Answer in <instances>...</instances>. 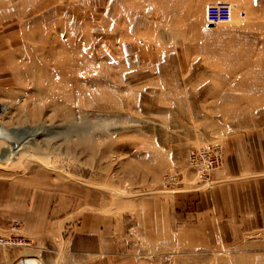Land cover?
Returning a JSON list of instances; mask_svg holds the SVG:
<instances>
[{
  "label": "rangeland",
  "instance_id": "rangeland-1",
  "mask_svg": "<svg viewBox=\"0 0 264 264\" xmlns=\"http://www.w3.org/2000/svg\"><path fill=\"white\" fill-rule=\"evenodd\" d=\"M210 4L0 0V149L37 132L0 162V264H264V226L239 240L213 201L225 147L264 136V9Z\"/></svg>",
  "mask_w": 264,
  "mask_h": 264
},
{
  "label": "crops",
  "instance_id": "crops-1",
  "mask_svg": "<svg viewBox=\"0 0 264 264\" xmlns=\"http://www.w3.org/2000/svg\"><path fill=\"white\" fill-rule=\"evenodd\" d=\"M192 1H200L204 6L209 3H228L232 10L239 12L247 9L255 11L264 9V5L258 7L256 3L258 0ZM233 141H235L233 146L225 147L223 168L214 174L213 201L218 209L221 208L223 225L237 226V229L234 228V231L239 233L237 238L245 240L246 233L261 232L264 226V136L255 133L253 136H239ZM172 163L177 166L174 160ZM184 167H186V163L179 166L183 171L181 187H183V183L185 187L188 186L187 178H191L192 183L197 178V175ZM192 185L194 186V184ZM231 231L232 228H230ZM226 238L229 237L224 235L223 239ZM91 255L96 258L90 259L88 262L96 261L101 254L99 251H94ZM83 257L85 256L83 255Z\"/></svg>",
  "mask_w": 264,
  "mask_h": 264
},
{
  "label": "built area",
  "instance_id": "built-area-1",
  "mask_svg": "<svg viewBox=\"0 0 264 264\" xmlns=\"http://www.w3.org/2000/svg\"><path fill=\"white\" fill-rule=\"evenodd\" d=\"M232 16V8L228 3H216L209 5L206 9V22L212 26L228 23ZM244 17V14H241ZM222 154L218 146L203 148L190 154L189 163L196 170L200 180H206L209 176L222 166ZM178 174L164 177L166 183H176ZM165 183V184H166Z\"/></svg>",
  "mask_w": 264,
  "mask_h": 264
},
{
  "label": "bare ground",
  "instance_id": "bare-ground-1",
  "mask_svg": "<svg viewBox=\"0 0 264 264\" xmlns=\"http://www.w3.org/2000/svg\"><path fill=\"white\" fill-rule=\"evenodd\" d=\"M61 88H63V87H61ZM62 97H63V101L69 102V103L71 101L73 102V100H75V99L71 98L69 90L65 91V94ZM76 105L80 106L81 104L78 102ZM0 134H1V130H0ZM17 135H18V137L16 138V140L14 142H10V144L12 145L11 147H8L7 149H4V150L0 149L1 150L0 162L3 163L7 157L17 154L21 150V148L24 146L25 143H27L29 140H31L32 138H34L37 135V132H35V131H22V132H18ZM18 264H37V263L32 259H22Z\"/></svg>",
  "mask_w": 264,
  "mask_h": 264
},
{
  "label": "water",
  "instance_id": "water-1",
  "mask_svg": "<svg viewBox=\"0 0 264 264\" xmlns=\"http://www.w3.org/2000/svg\"><path fill=\"white\" fill-rule=\"evenodd\" d=\"M210 27H212V25H210Z\"/></svg>",
  "mask_w": 264,
  "mask_h": 264
}]
</instances>
